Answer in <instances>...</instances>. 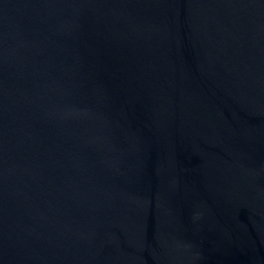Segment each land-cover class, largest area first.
<instances>
[{
	"label": "water",
	"instance_id": "water-1",
	"mask_svg": "<svg viewBox=\"0 0 264 264\" xmlns=\"http://www.w3.org/2000/svg\"><path fill=\"white\" fill-rule=\"evenodd\" d=\"M0 264H264V0H0Z\"/></svg>",
	"mask_w": 264,
	"mask_h": 264
}]
</instances>
